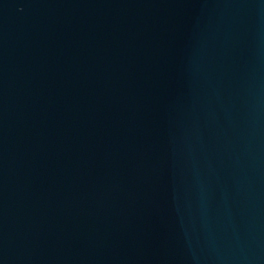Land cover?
<instances>
[{"label": "water", "instance_id": "obj_1", "mask_svg": "<svg viewBox=\"0 0 264 264\" xmlns=\"http://www.w3.org/2000/svg\"><path fill=\"white\" fill-rule=\"evenodd\" d=\"M0 264H264V0H0Z\"/></svg>", "mask_w": 264, "mask_h": 264}]
</instances>
